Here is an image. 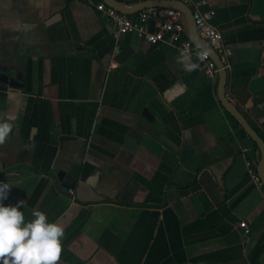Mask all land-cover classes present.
Here are the masks:
<instances>
[{
    "label": "crops",
    "instance_id": "crops-1",
    "mask_svg": "<svg viewBox=\"0 0 264 264\" xmlns=\"http://www.w3.org/2000/svg\"><path fill=\"white\" fill-rule=\"evenodd\" d=\"M186 5L212 12L226 99L264 140V0ZM220 80L172 45L116 37L88 0H0L4 203L64 226L58 264H264V183L247 167L261 151Z\"/></svg>",
    "mask_w": 264,
    "mask_h": 264
},
{
    "label": "built area",
    "instance_id": "built-area-1",
    "mask_svg": "<svg viewBox=\"0 0 264 264\" xmlns=\"http://www.w3.org/2000/svg\"><path fill=\"white\" fill-rule=\"evenodd\" d=\"M96 8L105 14L113 23V32L116 37L129 33L137 34L142 40L155 45L166 43L174 46L180 55H186L194 60L195 67L204 71L210 77L218 75L220 68L212 59L210 54L199 48L190 37L186 35V23L184 11L180 8H171L167 6H155L141 11L138 16L131 17L122 13L103 1L88 0ZM127 6L129 4L142 3L151 0H123ZM181 1L187 3L188 0H169ZM121 5V4H120ZM122 6V5H121ZM196 30L201 42L207 47L214 50L227 69L230 65L231 49L228 48L222 39L219 29L212 23L213 14L211 11L196 10L193 12ZM155 23L153 25L152 23ZM248 173L254 181L263 184L257 170V166L249 161L247 163ZM245 232L248 233L246 222L240 223Z\"/></svg>",
    "mask_w": 264,
    "mask_h": 264
},
{
    "label": "clouds",
    "instance_id": "clouds-1",
    "mask_svg": "<svg viewBox=\"0 0 264 264\" xmlns=\"http://www.w3.org/2000/svg\"><path fill=\"white\" fill-rule=\"evenodd\" d=\"M12 125L0 121V143ZM12 184L0 180V264H58L62 251V224L50 221L45 211L34 209L26 219L22 200L5 204Z\"/></svg>",
    "mask_w": 264,
    "mask_h": 264
},
{
    "label": "water",
    "instance_id": "water-1",
    "mask_svg": "<svg viewBox=\"0 0 264 264\" xmlns=\"http://www.w3.org/2000/svg\"><path fill=\"white\" fill-rule=\"evenodd\" d=\"M109 6L114 7L118 11L128 14V15H135L138 12H141L145 9L155 7V6H167L171 8H180L184 11V14L188 20L189 23V29H190V38L196 44L199 48L202 50L208 52L212 59L215 61L217 66L221 69L219 74L221 76L220 85H219V95L221 98L222 103L224 106L229 110L234 112L237 120L240 122V124L243 126V128L246 130V132L249 134V136L254 140V142L257 144L261 151V160L258 165V174L264 183V140L262 137L251 127V125L248 123V121L244 118V116L235 109L230 102L226 99V80H227V69L223 68V64L219 59V56L217 53L207 48L200 40L199 35L196 30L195 20H194V13L191 10L189 6H187L185 3L181 1H169V0H151V1H145L140 3L139 5L131 8L126 9L123 8L116 0H104Z\"/></svg>",
    "mask_w": 264,
    "mask_h": 264
},
{
    "label": "trees",
    "instance_id": "trees-1",
    "mask_svg": "<svg viewBox=\"0 0 264 264\" xmlns=\"http://www.w3.org/2000/svg\"><path fill=\"white\" fill-rule=\"evenodd\" d=\"M256 147H257V149L259 150V147L257 146V144H256Z\"/></svg>",
    "mask_w": 264,
    "mask_h": 264
}]
</instances>
